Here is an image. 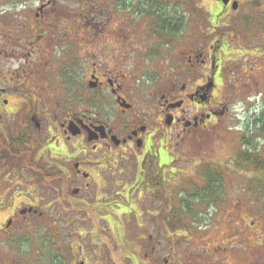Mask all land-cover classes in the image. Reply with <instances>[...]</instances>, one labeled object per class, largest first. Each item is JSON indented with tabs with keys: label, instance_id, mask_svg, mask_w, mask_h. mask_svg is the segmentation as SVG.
Segmentation results:
<instances>
[{
	"label": "flooded vegetation",
	"instance_id": "1",
	"mask_svg": "<svg viewBox=\"0 0 264 264\" xmlns=\"http://www.w3.org/2000/svg\"><path fill=\"white\" fill-rule=\"evenodd\" d=\"M132 1L110 0L107 6L126 13ZM150 1L135 0V4L143 7ZM202 1L196 8L201 24L184 37L209 41L208 45L182 51L178 58L173 48L174 61L155 73V64L143 61L142 39L116 18L113 26L102 25L101 34L94 28L80 33L78 0H0V168L7 172L0 176V183L14 181L12 176L25 178L30 172L24 158L7 156L20 150L33 152L34 163L57 176L43 178L51 188L47 195L16 198L24 201L13 207L0 226V238L12 240L16 223L29 231L35 224L58 233L80 230L77 239L90 240L80 249L70 247L72 234H59L60 239L70 238L68 245L58 244L64 253L66 246L70 249L66 255L71 256V264H264V231L258 239L249 238L253 229L264 227V215L252 212V207L260 205L252 202L250 207L251 201L239 198L231 203L237 196L232 194H219L205 205L204 196L190 195L191 208H186L189 199L178 208L173 189L171 200L163 194L168 190L163 178L159 193L137 186L142 185L143 179L136 175L143 166L156 175L165 174L170 166L160 159L173 160L171 156L186 139L195 131H205L218 115L221 102L215 101V92L223 86L222 72L227 69L220 54L229 45V35L218 26L207 31V25L216 18L217 24L230 21L245 0H208V6ZM67 6H75V12ZM155 8L147 15L156 17L149 45L163 38H180L184 22L171 15L158 18ZM95 20L88 18V26L94 27ZM251 37L257 39L255 34L247 38ZM241 63L239 73L248 64L244 59ZM251 65L253 70L260 67ZM147 71L153 76L146 78V85L158 88L150 96L159 110L146 115L142 109L150 118L144 123L135 108L142 86L138 84ZM226 72H232L236 80L232 69ZM225 91L224 85L221 93ZM124 163L132 171L131 178L124 176ZM16 166L25 175L12 172ZM108 180L120 190L132 187L128 194L112 195ZM11 193L0 201V208L16 201L10 199ZM25 201L29 204L22 207ZM95 225L99 236L105 230L106 240L92 234ZM202 226L218 227L219 243L210 248ZM113 229L121 234L119 239L111 238ZM59 258L55 264H63Z\"/></svg>",
	"mask_w": 264,
	"mask_h": 264
},
{
	"label": "rangeland",
	"instance_id": "2",
	"mask_svg": "<svg viewBox=\"0 0 264 264\" xmlns=\"http://www.w3.org/2000/svg\"><path fill=\"white\" fill-rule=\"evenodd\" d=\"M65 1L71 2L72 0ZM109 1L110 0H78L80 33H86L87 30L89 31L94 28L96 33L101 34L102 32L98 30L100 28H105L102 25L106 23L108 27H111L115 24L113 21L114 18H116L117 23L124 25V28L130 33L136 32L139 38L142 39V50H144L143 61L147 62L148 66H150V62L155 64V69L153 70L155 73L158 71V67H160L159 73L165 71L167 61H174L173 56H175L177 52L176 57L178 58L182 51L193 49L194 46L201 47V45H208L209 43V41L203 40L189 41V39L185 40L186 38L184 37V35L195 33V28L198 27V24H201L198 14L199 11L196 9L200 4V0H161V2L159 1L157 3H154L155 1L153 0L148 3H143V7H137L135 0H133L132 3L134 4L131 5L126 13L119 12L117 9H111V7L107 6ZM202 2L204 6L208 4V0H203ZM144 5L147 7L145 8ZM155 5H157L156 8ZM153 8H155V12H157L155 16L158 18L159 16H164L163 18L167 19V16L171 15L172 17L176 16L181 23L184 22L181 32L183 34L180 38L177 36L175 41L172 37L167 40L163 38L149 45L150 42L148 39L151 38L153 32H156V28L154 24H152L156 17L147 16L148 13L152 14ZM66 9L75 12V6H67ZM33 10L34 9H32V12ZM92 17L96 18V27H92V24L90 26L87 24L88 18ZM216 20L214 19L215 22H217ZM226 23L229 26L226 30L219 28L226 26ZM217 26L218 29L228 31L229 35L226 41L229 45L225 51L220 54L221 60L225 62L224 66L227 69L223 70L221 77L222 80L225 79L223 86L225 85L226 91L221 93L222 86L215 92V101L221 102L218 115L215 120L207 124L205 131L199 130L192 133L190 139L187 138L181 148L176 150L175 155L171 156L173 160L162 157L160 160L163 161L166 166L169 164L170 167L165 174L160 172L157 176L161 177V179L163 178L167 184L168 190H164L163 192L166 199L171 200L173 193L179 201L176 204H178V208H180V205L184 204L181 203L184 202V198L189 199L190 195L191 198L193 195L197 194L198 190L200 191L203 189L204 183L203 181H199V178H201L200 175L203 169L209 168L213 176L216 175V172L219 174L220 191L223 196L226 194L237 195L232 199L231 203L237 202L239 198L242 202L248 201V204L251 201L249 206L252 207V202H254L256 205H260L252 207V212L255 216H258L260 213L264 215V206L259 202L264 195V182L260 181L261 174L258 177V172L252 173L250 166H246L242 170L238 168V166L242 167L243 163H235L232 161V159L236 158L235 153L242 149L240 141L242 137H248V129L251 132L256 131L254 130L255 126L253 123L256 120L264 121V0H245L240 12L231 15L230 21H223L217 24ZM209 30V26L207 25V31ZM254 34L257 36V39H254V37L247 38ZM245 36L247 39H245ZM212 37L213 35L211 38ZM167 44L168 47L165 46ZM173 44H175V46ZM173 48H176V53H173ZM244 49H247L249 52L247 53ZM205 51L203 52L205 53ZM243 59L248 64H245V68L243 67L244 70L239 73ZM234 60H236V63H232ZM175 61L177 62V60ZM250 63H258L260 67L257 66V68L253 70L252 68L255 65L252 66ZM228 69L234 71L236 80H234L235 77H232V72H226ZM143 76L144 78L140 84H138L142 86L138 88L140 94L135 112L137 109V117L144 119V123H147V121H150V118H146L145 114H155V112L159 110L158 105L154 103V96H150L153 95L158 88H152L146 85V78L153 76L152 71L145 72ZM238 80H241V82ZM259 92H261L260 95H258ZM142 109L146 112L145 114H142ZM147 111H151V113ZM150 126L154 128L155 125L150 123ZM253 136L254 139L252 140L251 138L253 143H258L256 142L258 136L255 137L254 134ZM258 141L260 143H258V147L256 148L264 158V139H259ZM256 148H253L252 151ZM140 161L141 157L137 159V163ZM155 162H158V160L156 159ZM127 165L128 164L124 163V176H126V178H131L132 171L129 172ZM21 170L22 168L16 166L12 172L18 175ZM44 170L46 169L44 168ZM246 170L250 171V173H247ZM45 172L50 175L47 171ZM5 173L7 172L0 168V176ZM26 173V175L19 174V177L25 175V178L15 179V176H12L14 181L7 184L5 183L7 182L6 180H1L3 183H0V189L3 191L0 192V201L3 200L5 195L11 192L12 196L10 199L16 201H9L8 204H6L10 206L7 207L9 211H6V205L0 208V226L4 225L13 207L17 206L19 203L21 204V200L23 199H16L19 195L25 194L26 198H31L35 194L41 196L51 192V188H48L47 182L37 176L33 170L30 169V172L27 171ZM253 174H255V178H258L250 182V179H247L253 176ZM232 178H235V180ZM259 182H261V185H259ZM108 185L112 187V191L110 192L112 195H118L117 193H119V195L128 194V190L132 187L130 186L129 189L122 188L120 190V188L117 189V185H115L114 182L109 180ZM171 189H173L172 193ZM22 190H31L32 192H22ZM124 200L125 203H127L128 199L124 198ZM188 201L189 200L186 202ZM24 203L25 205H21L22 207H26L27 204H29L27 201ZM55 209L56 208H53L52 210ZM50 215L52 216L53 213H50ZM113 221L115 220L113 219ZM96 225V234H92L96 237H101L99 236ZM42 226L43 225L35 224L29 231L25 227H21L19 223H16V229L21 228L13 230L12 240L5 241L2 237L0 238V264H53L57 262L59 256V260L63 264H71V256L66 255L67 253L69 254L70 249L67 248L68 246H66V248L63 247L65 249L64 253L63 250L59 249L58 242L68 245V240L72 238L74 241L72 240L73 243L70 244V247L80 249L84 247V245L87 246V243L90 241L88 238L85 240L77 239L80 230H74L77 235H75V233L73 234V230H68L65 233L72 234L73 237L69 239L66 238L68 240H65L60 239V235H64L65 233H58L54 228L49 227L50 229H48V226ZM203 228H206V226H202V229ZM213 229L214 230H212V228H206V230H204L207 231V243L210 248L220 241L219 235L221 230L218 229V227ZM226 231H228V229H226ZM263 231L264 227H257L253 229V233H250L249 238L252 240L258 239ZM103 232L104 235L101 237V240L104 241L107 238V234H105V230ZM113 232L115 235L113 236L112 233H110L111 238L114 240H116L115 238L119 239L121 234L114 229ZM175 235L181 236L180 231H176ZM103 237H105V239ZM96 241H99V239H96ZM36 252H39L38 256H35Z\"/></svg>",
	"mask_w": 264,
	"mask_h": 264
},
{
	"label": "trees",
	"instance_id": "3",
	"mask_svg": "<svg viewBox=\"0 0 264 264\" xmlns=\"http://www.w3.org/2000/svg\"><path fill=\"white\" fill-rule=\"evenodd\" d=\"M217 19V18H216ZM217 22L214 21V23L211 25L209 24V29L212 31L214 28L217 27V24H215ZM222 23V22H220ZM215 27H212V26ZM229 26H222L219 27L221 29H227ZM218 28V27H217ZM216 28V29H217ZM179 27H176V31L178 33ZM253 125L255 126L256 131H250L248 129V137L245 136L244 138L242 137V140L240 141L241 147L242 149L240 151H238L237 153H235L236 158L232 159L233 162H237V163H243L242 167H239L240 169H244L246 166H250L251 167V171L252 173H256L258 172L259 175L261 174L260 177V181L264 182V158L260 155L258 149L256 147H258V143H260L258 140L260 139H264V121L263 120H256ZM260 125V126H259ZM259 126V127H258ZM258 127V128H257ZM253 134L257 137L256 142L258 143H253V139L254 136ZM253 136V137H252ZM252 138V140H251ZM251 140V141H250ZM253 148H256L255 150L252 151ZM15 152V151H14ZM33 152H28V151H24V150H20L19 152H15V153H11V154H7L8 158L10 159H22L24 158V161L26 162V164H28V166L31 168V170H33L37 176H39L41 179L45 178V179H52L51 177L55 178L57 177L55 176H51L48 175L44 170L40 167V165H37L34 163L33 161ZM235 160V161H234ZM152 171V168L149 170L147 167L143 166V170L140 172L139 176L136 175V177L143 179L140 180V184L142 185H137L138 187H143V188H150L152 190H155V192H161L160 190L162 189V180L161 177H158L156 174H154ZM247 173H250V171L246 170ZM255 174H253V176H251L250 178H248L247 180L250 179V182H253V179H256L258 177H254ZM201 179H205L204 183V187L203 189H201L200 191H197V194L195 195H202L203 197V201H205V205L206 203H208L210 200H217L218 199V195L221 194L220 188V179L217 176V172L216 175L213 176L211 173V170L209 168H205L202 171V174L200 175ZM213 178V179H212ZM263 179V180H261ZM259 185H261V182H259ZM198 187V186H197ZM185 199H183L184 202L181 203H185ZM193 200V199H192ZM192 201L189 199L186 208L188 209L189 207L191 208V203ZM259 202L261 204H263L264 206V195L261 197V199L259 200ZM55 264V263H53Z\"/></svg>",
	"mask_w": 264,
	"mask_h": 264
},
{
	"label": "water",
	"instance_id": "4",
	"mask_svg": "<svg viewBox=\"0 0 264 264\" xmlns=\"http://www.w3.org/2000/svg\"><path fill=\"white\" fill-rule=\"evenodd\" d=\"M29 212H30V210H29ZM24 214V213H23Z\"/></svg>",
	"mask_w": 264,
	"mask_h": 264
}]
</instances>
